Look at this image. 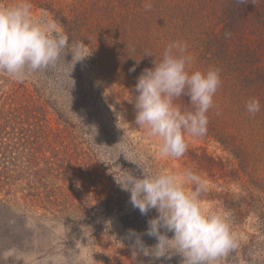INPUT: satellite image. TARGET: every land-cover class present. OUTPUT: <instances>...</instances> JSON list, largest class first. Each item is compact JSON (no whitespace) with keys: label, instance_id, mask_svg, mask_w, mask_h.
Here are the masks:
<instances>
[{"label":"trees","instance_id":"16d2710c","mask_svg":"<svg viewBox=\"0 0 264 264\" xmlns=\"http://www.w3.org/2000/svg\"><path fill=\"white\" fill-rule=\"evenodd\" d=\"M30 3L66 31L70 44L81 43L82 55L87 57L75 64L66 50L55 64L36 71L28 80H11L6 86L8 91L5 87L0 90V189L9 187L12 191L17 184L25 183L22 190L27 193L23 198L26 208L39 207L54 217L61 215L60 218L69 219L78 234L110 239L109 218L124 210L130 193H107L104 178L96 169V155L85 152L84 143L79 140L89 135L87 127L96 130L95 134L101 132L108 160L118 166L119 178L122 169L141 174L134 162L123 154L119 158L115 145L120 142L132 153L144 156L152 167L167 169L142 145V137H130L129 129L123 125L112 132L108 123H96L108 109L106 100L110 93L123 89L145 68L154 67V60L161 58L170 42L181 41L193 57L192 71L216 68L222 80L207 113L206 135L190 137L201 146L187 150L185 156L187 169L208 183L202 202L210 203L211 210L230 213L236 246L218 257L216 264H264V0ZM226 33L230 34L228 38ZM133 67L135 71H130ZM251 98L259 99L261 104V111L255 116L247 113L245 107ZM189 99L180 97L176 104L188 108ZM50 114L57 117L62 132L68 134L72 143L57 162H48L49 171L36 173L37 138L32 136L30 127H40L41 136L52 134ZM131 128L140 131L138 127ZM211 146L224 156L211 153ZM0 204L9 209L3 200ZM157 215L155 209L141 215L133 208L121 217V242L128 256L132 257L133 251L129 230L145 233L148 220ZM41 217L46 218V214ZM22 219L27 217L23 215ZM19 224L23 226V222ZM8 234L6 231L1 237ZM142 239L148 246L156 243L147 235ZM134 260L136 264H181L182 257L177 254L154 260L141 254Z\"/></svg>","mask_w":264,"mask_h":264},{"label":"clouds","instance_id":"9594fccd","mask_svg":"<svg viewBox=\"0 0 264 264\" xmlns=\"http://www.w3.org/2000/svg\"><path fill=\"white\" fill-rule=\"evenodd\" d=\"M66 50L75 64L87 57L82 55L83 45L70 44L69 35L55 20L36 17L30 0L0 6V73L22 82L55 64ZM153 63L154 67L145 68L135 85V125L157 138L160 157L178 159L187 150V137L207 133V113L222 83L220 70L192 71L193 57L181 41L170 42ZM183 96L190 98V107L182 109L176 104ZM245 107L252 116L261 111L256 98L249 99ZM115 146L119 158L123 154L141 170L136 175L122 169L120 178L114 177L117 185L130 193L129 203L141 215L152 209L158 212L148 220L145 233L129 230L134 259L141 254L154 260L179 254L181 264H216L218 257L236 246L230 213L208 210L203 205L201 196L207 183L199 174L191 169L177 173L154 168L122 142ZM168 233L173 235L169 237ZM143 235L155 238L156 243L146 245Z\"/></svg>","mask_w":264,"mask_h":264},{"label":"rangeland","instance_id":"374dc122","mask_svg":"<svg viewBox=\"0 0 264 264\" xmlns=\"http://www.w3.org/2000/svg\"><path fill=\"white\" fill-rule=\"evenodd\" d=\"M14 2L15 0H0V6ZM32 11L36 17L47 18L41 11L35 10V7H32ZM11 80L14 79L0 73V90H5V87L8 91L9 87L6 86ZM137 80L138 77L131 78L123 89H117L108 95L106 100L108 109L96 124L108 123L109 130L112 132L116 131V126L123 125L129 129L127 135L130 137L143 138L142 145L150 150V154H153L162 166H165L169 171L181 173L188 167L186 164L188 160L185 157L187 150L199 147L201 144L197 140L187 137V150L182 157L178 159L160 157L157 138L150 136L143 129L138 132L131 128V126L137 128L135 125V96L137 95L135 85ZM2 103L3 98L0 93V104ZM76 123L77 121H74V124ZM48 125L53 129V133H48L45 136H41L43 134L40 133V127L35 124L30 127L33 130L32 136L37 138V143L34 145L38 155V160L34 163L36 173L42 169L49 171L51 166L48 162L63 157L67 150L65 147L72 143L68 139V134L62 132L63 126L58 123L57 117L53 114L49 115ZM28 127L26 126V128ZM86 130L89 135L79 142L84 143L85 152L90 154L92 151L96 155V169H99L104 178L103 183L107 188V193H126L115 181V178L119 179L118 166L114 161L108 160L106 147H104L105 142L102 143L103 134L101 132L95 134L96 130L91 129L90 131L88 127ZM208 150L218 156H224V153L215 147L211 146ZM45 171L41 174L43 177ZM23 187H25V183L17 184L12 188V191L9 187L0 189V200H3V203L9 207V209H4L0 204V210H2L0 226H3L0 229V264H136L134 258L128 256L124 251L125 248L121 242L124 236L121 217L133 209L129 198L125 202L124 210L115 212L109 218L111 238L107 240L90 236L88 233L78 234L77 228L70 225L69 219L60 218L61 215L54 217L39 207L31 208L29 206L26 208L23 198L27 193L22 190ZM202 203L208 210L213 207L210 203ZM43 214H46V218L41 217ZM23 215L27 219H22ZM20 221L23 222V226H20ZM3 229L4 232L9 231V234L4 238L1 237L4 233Z\"/></svg>","mask_w":264,"mask_h":264}]
</instances>
